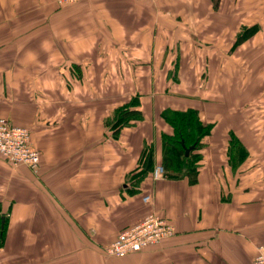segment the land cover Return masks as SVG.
Segmentation results:
<instances>
[{
    "label": "crops",
    "instance_id": "1",
    "mask_svg": "<svg viewBox=\"0 0 264 264\" xmlns=\"http://www.w3.org/2000/svg\"><path fill=\"white\" fill-rule=\"evenodd\" d=\"M166 110L202 122L194 185L152 179ZM0 119L40 154L37 174L0 158V264H253L264 246V0H0ZM151 212L174 236L106 257Z\"/></svg>",
    "mask_w": 264,
    "mask_h": 264
},
{
    "label": "trees",
    "instance_id": "2",
    "mask_svg": "<svg viewBox=\"0 0 264 264\" xmlns=\"http://www.w3.org/2000/svg\"><path fill=\"white\" fill-rule=\"evenodd\" d=\"M250 37L249 30L241 33L237 38V44L242 43ZM139 107L137 98L132 99L127 105L118 108L113 116L105 122V129L111 133L112 138L116 139L120 132L142 120L140 111L135 110ZM162 119L172 129V135H162V160L161 166L165 171V177L170 180L187 179L190 185L197 182L198 164L202 160L201 152L203 148V125L196 110L172 111L166 110L162 113ZM230 147L235 149L230 155V166L236 169L238 162L245 158V152L239 145L238 140L230 135ZM183 142L186 148L195 146L188 157H185ZM234 151V150H233ZM144 166L148 170V165L152 161V153L148 149L144 150ZM5 225L0 232L4 233ZM0 240V247L2 246Z\"/></svg>",
    "mask_w": 264,
    "mask_h": 264
},
{
    "label": "built area",
    "instance_id": "3",
    "mask_svg": "<svg viewBox=\"0 0 264 264\" xmlns=\"http://www.w3.org/2000/svg\"><path fill=\"white\" fill-rule=\"evenodd\" d=\"M58 7H64L80 0H54ZM155 2L156 0H136ZM0 158L11 167L24 166L34 174L39 171L40 154L31 146L28 130L13 126L0 119ZM165 177L162 166H156L152 171L153 181ZM149 196L143 197L144 204H150ZM175 234L174 226L166 219L151 212L136 225L120 232L115 240L106 248L105 255L112 259H122L131 254L139 253L150 247L158 246ZM253 264H264V246L257 248Z\"/></svg>",
    "mask_w": 264,
    "mask_h": 264
},
{
    "label": "water",
    "instance_id": "4",
    "mask_svg": "<svg viewBox=\"0 0 264 264\" xmlns=\"http://www.w3.org/2000/svg\"><path fill=\"white\" fill-rule=\"evenodd\" d=\"M181 145L184 149V152H185V157H188L190 152H192L194 149H195V146H192L190 148H186L183 144V142H181ZM3 222H4V219H2V223H1V228L3 227Z\"/></svg>",
    "mask_w": 264,
    "mask_h": 264
},
{
    "label": "rangeland",
    "instance_id": "5",
    "mask_svg": "<svg viewBox=\"0 0 264 264\" xmlns=\"http://www.w3.org/2000/svg\"><path fill=\"white\" fill-rule=\"evenodd\" d=\"M159 166H161V165H159Z\"/></svg>",
    "mask_w": 264,
    "mask_h": 264
}]
</instances>
